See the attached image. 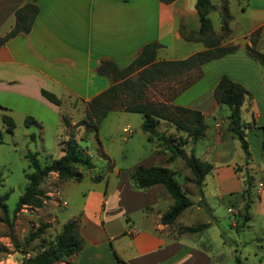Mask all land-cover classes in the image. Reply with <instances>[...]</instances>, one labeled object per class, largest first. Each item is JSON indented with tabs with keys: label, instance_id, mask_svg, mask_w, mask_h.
<instances>
[{
	"label": "crops",
	"instance_id": "1",
	"mask_svg": "<svg viewBox=\"0 0 264 264\" xmlns=\"http://www.w3.org/2000/svg\"><path fill=\"white\" fill-rule=\"evenodd\" d=\"M195 1L174 0L164 4L158 0H0V36L13 27L18 8L30 2L38 8L30 31L18 34L0 46V93L19 102L39 104L59 116L60 106L47 101L41 90L54 94L60 105L77 100L86 108L88 101L111 84L109 77L96 71L102 60L112 61L118 69H123L143 46L152 42L161 45L157 60H182L204 50L201 43L187 42L180 35L182 27L186 31L199 28ZM235 4L240 5L237 8L240 13L248 11L249 17L241 28L238 19L230 13L228 3L232 16L229 22L231 35L222 44H233L236 50L203 64L194 73L173 80L175 88L170 86L166 98L157 100L166 105L197 110L204 117L206 131L201 139L207 141V145L204 153L195 157L220 169L216 177L204 178L202 198L198 197V204L195 203L197 200L192 201L189 209L196 213L204 204L209 219L202 223L208 226L188 234L178 233L174 224L160 223L161 215L172 205H168V194H162L164 189L160 185L137 189L131 178L58 180L55 185L62 200L56 204L69 211L60 229L65 222L78 220L82 249L57 264H226L234 261L236 250L223 238L225 231L221 221L224 217L217 214L210 201L223 204L227 212V206L234 201L235 192L240 188L232 170L237 162L233 155V137L216 130L217 114L223 105L215 102L213 90L222 76L240 84L250 94L243 102L241 115L253 127L246 131L252 166L264 171V67L246 51L250 35L258 31L256 49L264 53V0H241ZM212 27L215 32L220 29L218 24H212ZM195 75L197 78L188 87L177 91L178 81H186ZM227 115L225 110L220 116L221 129L225 125L223 118L227 122ZM165 123L158 131L177 135L175 128ZM248 135L257 137L255 152L251 151ZM155 141L149 142L152 149L139 164L149 162L147 166H156L160 159L166 163L168 154L158 151ZM198 142L184 153L189 155L191 149L193 153L197 152ZM176 160L161 166L173 171L171 163ZM120 172L115 174L121 175ZM52 176L57 179L56 174ZM67 182L82 184L86 190L84 195L80 192L77 207L69 205L68 193L65 196L64 189L70 190L64 186ZM256 193L252 198L250 219L254 211L264 215L263 187ZM194 225L182 223V226ZM215 246H220L224 255Z\"/></svg>",
	"mask_w": 264,
	"mask_h": 264
},
{
	"label": "rangeland",
	"instance_id": "2",
	"mask_svg": "<svg viewBox=\"0 0 264 264\" xmlns=\"http://www.w3.org/2000/svg\"><path fill=\"white\" fill-rule=\"evenodd\" d=\"M224 1L211 0L215 7L211 14V21L214 26L217 24L220 26V16L222 15ZM236 1L238 4L241 3V0ZM236 1L226 0V3L227 5L229 3L230 13L235 15L236 19H238L237 24L242 28L247 23L249 12L240 13L237 10L240 5L237 6L235 4ZM134 77L135 74L131 76V79ZM190 79L193 78L190 76L186 80L189 81ZM175 84L173 81H169L150 85L145 90V98L153 102L165 99L168 90L171 88L170 86L175 88ZM176 89L178 90L179 86ZM128 100L129 97L124 99L126 102ZM60 108L61 113L59 116L39 104L19 102L11 96L0 93V197L7 195L4 201L7 209L6 214L2 213V209L0 208V264H22L25 259L41 253L49 244L54 242L61 223H63L68 215L69 211L56 204L59 200H62V197L60 199L58 197L59 193L55 185L59 179L54 178L50 174L39 186V190L43 192V205L40 208L23 207L13 218L15 205L27 184L25 175L31 171L28 167L29 163L26 155L28 153H36L38 162L42 166L62 155L61 142L67 138L70 130V128H66L63 116L67 118L69 124L75 126L73 129L75 139L85 154L92 156L95 164L91 169H87L81 165L75 166V170L81 173L82 178H93V180L94 178H130L133 167L148 156L149 151L152 149V145L146 141L145 133L139 127L142 122L140 114L123 112L121 110L110 111L95 133L91 128L86 129L83 126H77L81 120L85 119L86 111L83 104L77 100H69L68 103L63 102ZM221 108L217 114L219 119H217L216 130L218 132H226L230 137H233V155L237 162L232 166V170L238 179L240 188L238 192H235L237 195L234 201L230 202L227 206V212L223 204L214 202L215 200L213 199L210 201L214 209H216L217 214H222L224 217V220L222 218L221 221V225L225 231L223 238L227 244L236 250L234 257H237L242 264H264V215L257 214L254 211L252 219L243 222L242 207L244 200L241 197L243 181L246 176H249L251 179L252 206L253 195L257 194L256 191L258 189L262 187L264 189V171L260 169L256 170L255 166H252V161H249L247 164L245 163L239 143L230 131L228 115L227 122L223 118L225 125L221 129L222 118L220 116L224 115L225 110L229 114L226 106H223L224 111ZM3 116H10L12 118L14 122L12 133L7 131V126L2 120ZM29 116L32 117L33 122L26 124L25 120ZM242 120L245 122L243 118ZM162 124L163 122H160L157 128L159 131L163 129ZM165 124L166 126H171L169 123ZM125 129L128 131L127 133L124 132ZM177 132V135L176 133L167 135V138L173 140V144L175 145L176 143V146L184 152L185 150H189L192 145L190 139L186 136V133ZM32 135L33 138H31ZM248 138L250 140L251 151L255 152L257 137L248 135ZM198 141V151L194 153L197 157L201 153H204L207 145V141L203 139H199ZM155 143L157 144L158 151L168 154V157L171 156L170 151L161 140L155 141ZM148 163L144 166H147ZM161 164L166 165L163 159L157 162V165ZM171 166L174 178L178 181L190 202L198 201L199 196L196 188L189 181L192 176L183 161L177 158L176 162L171 163ZM219 169V167H213L212 165L211 172L205 177H216ZM118 170L121 171V175L115 174ZM127 173L128 176L126 175ZM64 186L70 188L69 191L67 188L64 189L65 196L67 193L69 194V197H66L69 205L72 208L79 206L77 204L79 203L80 196L86 192L82 184L67 182ZM163 192V195L166 194L165 191ZM47 193L51 194L48 195ZM166 196L168 205H171L173 202L171 197L169 195ZM197 201L195 203L198 204L200 200ZM189 207L173 223L176 231L182 227V223L185 225H192V223L198 225L209 219V215L204 207L199 206L201 210L195 211L196 213H191ZM41 223L46 224L48 227L45 228L38 238L26 243L28 234L36 230ZM214 226L217 229L220 228L216 223ZM215 247H219L221 251H218L224 255L225 252L220 246ZM226 264L236 263L235 260H230Z\"/></svg>",
	"mask_w": 264,
	"mask_h": 264
},
{
	"label": "trees",
	"instance_id": "3",
	"mask_svg": "<svg viewBox=\"0 0 264 264\" xmlns=\"http://www.w3.org/2000/svg\"><path fill=\"white\" fill-rule=\"evenodd\" d=\"M158 1L169 4L174 0ZM194 7L198 17L199 28L197 31H186L182 27L180 28V35L187 42L201 43L204 50L182 60H157L156 54L161 45L152 42L143 46L134 60L123 69H118L112 61L102 60L96 71L100 75L109 77L111 84L86 103L85 119L81 120L77 126H83L86 129L91 128L96 133L98 126L110 111L121 110L140 114L142 116L140 129L147 134V141L161 140L165 144L171 153L166 163H170L177 158L183 161L192 176L189 181L196 188L198 196L202 198L203 181L205 176L211 172L212 164L195 157L193 149L190 150L187 156L181 148L176 146V143L175 145L173 144V140L167 138L165 132L158 131L157 125L160 121L169 123L176 131L186 133L190 143L195 144L199 139L203 138L206 131L203 115L197 110L166 105L145 98V90L150 85L173 80L177 81L183 75L196 72L203 64L236 50V46L233 44H222L231 35L229 22L232 16L228 12L226 0L220 16L219 33L213 30L209 17L210 12L215 8L211 0H196ZM37 13V6L31 2L18 8L14 13L15 21L13 27L8 33L0 36V46L18 34H27ZM258 35V31L250 35V45L246 46V51L252 59L264 67V53L256 49ZM133 74H135V77L131 79ZM197 76L195 75L193 79H196ZM193 79L185 82L178 81L180 87L177 91L188 87ZM41 95L50 103L60 106V100L54 94L41 90ZM249 96L250 94L240 84L231 81L225 76L219 79L213 90L215 102L218 105L226 106L229 111V128L239 143L246 164L251 161L246 140V130L251 129L252 126L243 122L241 112L243 102ZM126 97H129L128 102L124 101ZM62 118L66 128H70L67 138L61 142L62 155L43 166L39 164L36 153H28L26 155L29 163L28 167L31 171L25 175L27 184L15 205L13 218L23 207L40 208L43 205V192L39 190V186L50 174H56L57 178L62 181H79L82 175L75 170L76 165L84 166L87 169L94 167L90 156L85 154L75 139L73 130L75 126L69 124L65 116ZM2 120L7 126V131L12 133L14 128L12 118L3 116ZM32 122L33 119L31 117H27L25 120L26 124ZM31 138H33V135ZM130 178L137 189L160 185L171 197L172 205L160 217V223L164 225L173 224L182 212L191 205L189 198L174 178V172L168 167L138 164L133 167ZM97 179L94 178V180ZM241 197L244 200L242 207L243 222H246L250 220L249 209L251 206V179L249 176H246L243 181ZM6 198L7 195L0 197V208L4 214L7 212L4 204ZM201 206L205 208L204 204H201ZM207 226V223L195 226H182L178 229V233L192 234L204 230ZM47 227L46 224L41 223L36 230L28 234L26 243L38 238ZM81 249L82 239L79 233V221H67L61 226L52 244H49L46 249L36 256L25 259L22 264H57L77 254ZM234 260L236 264H242L237 257H234Z\"/></svg>",
	"mask_w": 264,
	"mask_h": 264
},
{
	"label": "built area",
	"instance_id": "4",
	"mask_svg": "<svg viewBox=\"0 0 264 264\" xmlns=\"http://www.w3.org/2000/svg\"><path fill=\"white\" fill-rule=\"evenodd\" d=\"M124 132L127 133L128 131L125 129ZM62 205H65V202H62Z\"/></svg>",
	"mask_w": 264,
	"mask_h": 264
}]
</instances>
